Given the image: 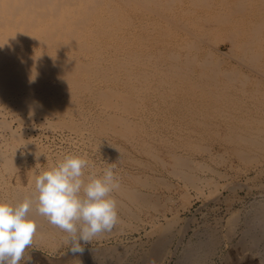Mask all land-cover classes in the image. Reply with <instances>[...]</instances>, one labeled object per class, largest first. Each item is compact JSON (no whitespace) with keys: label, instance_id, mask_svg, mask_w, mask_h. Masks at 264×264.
<instances>
[{"label":"bare ground","instance_id":"1","mask_svg":"<svg viewBox=\"0 0 264 264\" xmlns=\"http://www.w3.org/2000/svg\"><path fill=\"white\" fill-rule=\"evenodd\" d=\"M45 127L73 146L48 151ZM96 153L115 163L118 221L72 253L36 211L34 177L66 154L99 174ZM249 172L261 185L264 0H0V200L33 198L25 257L34 246L54 264H163L184 237L173 180L190 205ZM137 232L150 239L125 242ZM209 240L187 248L193 264H210Z\"/></svg>","mask_w":264,"mask_h":264},{"label":"clouds","instance_id":"2","mask_svg":"<svg viewBox=\"0 0 264 264\" xmlns=\"http://www.w3.org/2000/svg\"><path fill=\"white\" fill-rule=\"evenodd\" d=\"M86 158L66 154L55 165L34 177L36 211L67 235L72 253L84 251L97 234L111 231L118 221L117 202L111 195L120 188L115 163L99 174ZM33 198L17 205L0 200V264H20L32 244L37 225L29 218Z\"/></svg>","mask_w":264,"mask_h":264},{"label":"rangeland","instance_id":"3","mask_svg":"<svg viewBox=\"0 0 264 264\" xmlns=\"http://www.w3.org/2000/svg\"><path fill=\"white\" fill-rule=\"evenodd\" d=\"M14 126L17 127L18 124L15 123ZM45 131L47 134L44 136V142L51 148L48 151L61 152L73 146L70 141L64 140L62 135L56 134L57 132L48 133L49 128L46 127ZM92 160H96L98 164L101 165L106 163V159L102 158L97 153L93 154ZM235 164H237L236 161ZM105 166L106 164L104 167ZM238 166L242 167L243 165ZM252 176L251 172H249L248 174H236V176H231L230 180L227 182V179H221L220 181L223 185L227 183V186L232 188H226L220 191V198H216V200L215 198L211 200H204L203 198L197 199L192 192L194 197H192L193 199L191 198L190 205H186V202L179 197V192L176 191L177 186H175L178 181L173 180V193L176 201L172 205L177 209L179 218L182 220L178 227L182 228L184 237L180 244L179 240L182 234L176 235V238L174 237L171 239L172 243H167L166 247H168V249L165 248L166 250H170V253L172 252L171 254L173 255L167 254L169 256L167 257L166 255L167 259H164L163 264H193V260L196 258L195 256L193 258L192 256L189 257L191 255V250L193 248H198V245H200L199 243L203 240L206 241L209 239V243L208 241L207 243L210 244L214 242V245L211 244V246L215 248H212L213 251L215 250V253L214 257L211 255L212 259L210 258V264H264V234L262 235V233H264V223L262 222L261 224L263 226H260V224L255 225L256 217L259 218L258 216L261 215L259 210L257 212L255 205L258 204V202L260 203V201L264 202V177L261 185L254 184L255 186H253L250 180ZM234 192H236L235 200L233 199L234 202L233 200L232 202L226 200L231 197ZM232 222L236 223H233L232 226ZM232 227H236V229L234 230ZM229 229H231L234 234L231 230L229 231ZM145 236V232H141L140 234L137 232L128 237L126 236L125 242H134L135 239L138 242H147L150 238ZM201 239L203 240L201 241ZM254 239L256 240V244L251 243V241H255ZM257 244L259 245L258 247L256 246ZM194 245H196V247ZM32 247V251L29 250L28 252V255L31 256V261L26 262V264H54L53 259L55 257L53 255L47 251L37 249L34 246ZM188 247H190L191 250L190 248L187 249ZM188 252H190V254H187ZM193 255H195L194 251ZM187 256L188 259H186V261L184 258H187ZM191 258L193 260H191ZM20 264H25V260H21Z\"/></svg>","mask_w":264,"mask_h":264}]
</instances>
